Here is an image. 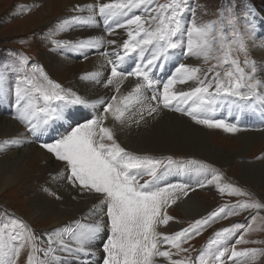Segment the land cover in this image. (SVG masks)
<instances>
[{
  "label": "snow or ice",
  "instance_id": "obj_1",
  "mask_svg": "<svg viewBox=\"0 0 264 264\" xmlns=\"http://www.w3.org/2000/svg\"><path fill=\"white\" fill-rule=\"evenodd\" d=\"M85 11L90 14L82 15ZM186 12H192L191 0H171L159 4L156 0H100L98 3L94 0L92 4L77 3L73 7V14L56 25L58 32H67L103 22L109 35L118 29L127 32L122 54L115 49L104 53L107 64L111 66L106 85H114L119 92L129 77H135L140 82L127 95L119 98L113 95L110 101L104 103V115L87 118L84 122L72 120L70 106L95 108L97 101L63 88L51 80L38 64H33L29 72L26 68L30 63L28 57H18L14 93L18 119L26 124V134L30 133L39 139V135L52 123L63 125L67 122L66 134L50 142H42L40 146L56 161L64 164L66 178L74 188L79 187L82 193L98 194V204L89 210L91 222H88L87 217H81L70 225L45 233L47 247L43 249L38 247L42 237L34 235L22 221L13 220L11 225L4 223L0 227V264H16L14 257L19 256L25 246L30 248L27 264H73V261L76 264H93L92 257L97 255L95 239L105 229L108 235L102 244V264H157V258H163L167 264H225L224 257L229 251L227 260L239 264L240 258L255 257L259 252H264L262 249L245 248L238 251L235 246L231 250L224 247L241 227L233 224L217 230L195 260L191 257L174 259L172 248L177 250L176 254L187 252L188 249L181 248L182 242L191 239L193 234L199 235L215 219L225 214L235 216L240 210L246 209H254L258 214L260 209H264V203L256 200L225 204L206 217L195 220L187 228L172 234L161 233L157 231V225H168L173 219L165 209L175 203L177 193H183L186 197L195 190L190 184L165 181L174 165H196L199 175L205 177L203 181H197V188L214 184L220 193H248L231 184L222 185L216 170L203 162L177 161L172 156L156 157L130 152L117 142L113 129L104 125L108 115L121 125L147 124L148 119H155L159 115L161 106L164 109L175 106V111L189 116L196 124L234 133L239 130L235 123L214 118L213 114L222 98L232 97L234 103L250 102L264 108V78L254 79L258 75L255 62H252L251 73H245L239 61L231 57L234 47L237 51L247 53L246 40L250 41L254 36L251 21H245L241 30L240 18L230 8L225 10L223 4L217 20L199 25L194 12L193 18L185 23ZM229 28L232 29V38L227 42ZM213 34L225 48L223 63L233 66L232 70L224 73L223 78L211 68L203 71L199 66L183 62L175 67L166 81L153 78L155 69L166 63L174 50L182 49L183 55L203 56L207 60L212 51L213 40L210 37ZM103 43V37L91 36L51 40L57 50L76 51L84 58L88 50L97 49ZM107 43L116 45V40H108ZM133 54L138 55V61L131 70H124L121 65ZM112 56L115 59L109 58ZM244 63L248 64L249 61L245 60ZM6 72V67L0 70V102L6 99L8 93ZM100 76V72H90L82 74L81 79L99 83ZM187 82H196V86L186 91L177 90L178 84ZM161 83L162 89L159 87ZM148 89H155L151 95V101L155 104L149 102L145 95ZM136 105H139L138 111L133 112ZM23 143L22 138L5 140L0 148ZM209 173H212L211 178H207ZM145 176L147 179H144ZM10 227H18L19 231L10 233ZM250 229L251 225L243 231ZM235 242H245L243 235L236 238ZM161 245L168 247L162 250ZM39 252L52 259H39L36 255Z\"/></svg>",
  "mask_w": 264,
  "mask_h": 264
},
{
  "label": "bare ground",
  "instance_id": "obj_2",
  "mask_svg": "<svg viewBox=\"0 0 264 264\" xmlns=\"http://www.w3.org/2000/svg\"><path fill=\"white\" fill-rule=\"evenodd\" d=\"M2 1L6 0H0V2ZM20 1L33 2L31 5H28V7H32L35 10L39 4L43 6V8L36 12L35 15L28 18L24 17L22 20H19L12 25L14 27L18 24L23 25L26 23H31L29 24L28 29L32 26H35L36 24L38 25V23L42 22L44 18L54 16L55 13L66 7V4L71 5V9L70 11L62 12V15L53 19L55 26L60 22V20L67 19L73 14V7L77 3L92 4L94 2V0ZM95 2L98 3L100 0H95ZM103 2H109V0H103ZM81 14L87 16L90 13L85 11ZM122 22L123 21L121 20V23ZM259 23H262L260 19L257 21V24ZM112 26L115 27L114 24ZM260 30L261 33L259 32L258 34L264 39V27ZM39 34H41V31ZM62 35L64 36L61 39L87 38L90 36L103 37L104 43L102 45H100L97 49L88 50L86 52V58L80 59L78 58L82 56L80 53L70 50H57L51 44V42H49L51 49L49 51L47 50L48 52L44 54L42 67L44 68L45 66L46 72L51 74L54 78L65 80L68 88L76 90V92L80 95H83V92H87V88L85 89V84L89 82L81 79L82 74L100 72L101 76L99 78V83L95 82L96 84L101 85L100 87L97 86L100 93L98 98L96 99L95 97L88 95L85 96L90 100L97 101L96 107H70L72 118H78L79 122H84L87 118H92L96 115H104L103 105L107 101L111 100L106 97L108 95L111 96V94L108 91L102 89L103 87H108L106 85L108 78L105 79L104 75L107 73L109 76L111 70V66L106 62L104 53L106 51L111 52L113 49H115L117 52L122 54L123 40L127 39L126 30L118 29L114 34L109 35L103 22H101L93 27L75 28L65 32V34ZM39 37L40 36L38 35L37 39ZM108 40H116V45H109L107 43ZM184 40L186 46V37H184ZM259 44V46L254 47L253 49L251 48V51L253 50L254 52L253 57L256 58L257 62L259 63H255L256 66H258V75L255 76V79L264 78V43L261 41ZM179 51L183 52L182 49ZM174 56H176V54L173 51L170 54V59L166 63H163L162 66L155 69L154 73L152 74L154 79H157L161 82L165 81L174 72L175 67L181 62L190 63L191 66H199L203 71H207L208 69L206 65L200 62L199 57H191L192 59L190 60V57L182 55L183 61H175L178 59H175ZM109 58L115 59V56ZM137 61L138 55L133 54L126 58L121 67L124 70H131V67H133ZM248 65H250V63L246 64V66ZM246 66L245 64L243 65L244 70L247 68ZM248 68H251L252 70V65L251 67L248 66ZM251 70L248 73H250ZM220 75H222V73H220ZM7 76L9 78L8 80H10V108L7 109L6 103L9 102H7L6 99L0 102V144H3L5 140L16 138H22L24 143L22 145L8 144L3 148H0L1 186L5 188V191H9L11 193L14 192V194L16 190L18 191L22 188L23 191L29 195L27 196L28 207H25L26 211L29 212L27 218L28 221L31 224H36L40 222L44 223L45 220H48L47 226H49V232L57 227L70 225L71 222L81 219V217H87L88 222H91L92 217L89 210L92 209L94 204H98L96 199L98 194L85 192L82 193L79 187L74 188L66 178L64 173V164L62 162L56 161L40 146L42 142H50L52 140V138L46 139V137H49L52 132L55 138H59L62 134H66L67 122H65L63 126H61L62 124L59 122L52 123L44 132H42V135H39V139H36L30 133L26 134V124L18 119L19 113L17 111L14 88L11 84L13 80V73L9 72L7 73ZM53 77H50V79ZM138 82L140 81H138L135 77H129L121 85L119 92L114 89L116 93L115 95L118 98L119 96L127 95ZM195 86L196 82H187L184 85L178 84L176 88L177 90L186 91ZM159 87L162 89V84H160ZM154 90L155 89H148L146 92L149 94L145 93L148 101L153 104L156 103L151 101V95L153 94ZM233 101L234 98L232 97L222 98L220 104L213 114L214 118L225 119L226 122L235 123L237 127L240 124L245 125L248 119H257L254 123L256 128L238 127V131L242 132L238 133L237 135H234L236 132L233 134L221 129L233 137L236 147H238V149L235 150H228L213 142L214 140H212V137L214 139V135H217L231 143L232 139L230 141L225 134L223 135L220 129L215 131V128H209L205 125L196 124L189 116L183 114L182 112L175 111V106L169 109H164L161 106L159 115L156 116L155 119H148L150 122H147V126L150 129V133L147 135L139 134L141 132L148 131L147 127L144 128V123H141L140 125H136L135 123L131 125L125 123L121 125L119 122L115 121L111 115L107 116L106 120L104 121V125L109 128H113L117 138L122 141L124 147L129 151L138 153L141 152L145 154L150 153L149 155H154L152 153L162 154L164 151H173L179 149L187 156L196 155L197 158L214 164L217 162L229 164L232 161H235L234 158H236V156H247L246 158H249V154H245L246 151L248 152L250 148L258 149L259 145L262 146V143L264 145V119H260L264 117V108L256 106L250 102L237 101L234 103ZM138 108L139 105H136L132 111H138ZM129 115H131V113H129ZM75 118H73V121H75ZM73 126H75V124H73ZM259 150L261 151L258 152L257 150V152L253 154V157L255 158L254 160L241 159L242 163L239 161L237 163L240 167L239 172L241 176L245 180H248L247 182L253 186H260V188L264 189V147L260 148ZM190 161V159H187L185 162ZM216 173L219 174L217 171ZM211 175L212 173H209L207 178H211ZM183 178L186 181V184L193 185L196 190L199 189L196 188L197 181H203L205 179V177L199 175L196 165L191 163H183L174 165L170 173L165 177V181L167 183H179ZM160 186H163V184ZM207 187L213 189L216 188L214 184ZM48 189L55 194H58L59 198L47 196ZM176 202V206L180 212L190 219L196 218L202 212H204V202H202L200 197L196 196L193 191L189 192V195L186 197L182 194ZM170 224L171 222H169L168 225ZM167 228L157 231L166 234V232H169V229ZM104 231L106 236L108 232L106 229ZM103 241L104 240H95L97 255L92 257L93 264H102L101 262L103 260L104 254L101 247ZM42 242L43 244L46 243L45 235ZM161 249L165 250L164 245H161ZM36 255L39 259L42 256L44 257L43 252H39ZM44 259L51 260L52 258L49 256L44 257ZM158 261L161 263L164 261L166 262V260L163 258H158ZM73 264H76V262L73 261Z\"/></svg>",
  "mask_w": 264,
  "mask_h": 264
},
{
  "label": "rangeland",
  "instance_id": "obj_3",
  "mask_svg": "<svg viewBox=\"0 0 264 264\" xmlns=\"http://www.w3.org/2000/svg\"><path fill=\"white\" fill-rule=\"evenodd\" d=\"M166 2H171V0H156L157 4L166 3ZM32 3L33 2H22L20 0H6V1L0 2V70H4L6 67L7 69L6 74L9 72L13 73V76H12L13 80L11 83L13 88H15L16 69L19 67L18 57L21 55L28 57L30 63L26 66V68L29 70V72L33 64H38L39 66L42 67L43 56L45 53H47L51 49V45H49V42H51L52 39L59 40L64 36L62 34H65V32L57 31L56 26L54 25L53 19L62 15L61 14L62 12L70 11L71 9L70 7L71 5L66 4L69 8L67 6L64 7L61 11H58L57 13H55L54 16H51L49 18L48 17L44 18V20L38 23V25L36 24L35 26H32L29 29H28V26L31 23H26L23 25L18 24L13 27L12 25L16 23L17 21L22 20L24 17L28 18V17L35 15L36 12L40 11L43 8L41 4L38 5L36 10L33 9L32 7H28V5H31ZM222 4L224 5L225 10L230 8L235 14V16L240 18L241 30L244 27L245 21L250 20L251 23L254 25L253 38L250 41L246 40L247 53L245 54L243 52L237 51L234 47L231 52V57L233 59H237L241 67H243V65L245 64L244 63L245 60L249 61L250 63V65H248L249 67H251L252 62L259 64L257 62V59L253 57L254 52L253 50L251 51V48L253 49L254 47L259 46L260 45L259 43H261V41L264 43V39L260 37L258 34L259 32L261 33L260 29L264 27V0H191L192 12L195 13L196 23L202 24V23H207V22L217 20L219 18V12H220ZM192 12H186L184 14L185 23L189 22L193 18ZM259 19L261 20L262 23L257 24V21ZM40 31H41V34H39ZM43 32H48V33H43ZM50 32H51V35H49ZM231 34H232V29L229 28L227 30V42L231 41V38H232ZM38 35L40 36L39 37L40 39L39 38L37 39ZM210 39L213 40L212 51L209 53L207 60H205L203 56H200L199 57L200 62L206 65L208 69L211 68L213 72L222 73L221 77L223 78L224 73L232 70L233 66L231 64L223 63V52L225 51V48L221 46L222 42L220 41V39L216 37L215 34H213V36L210 37ZM65 50L68 51L67 49ZM179 50L180 49L174 50V53L176 54L174 58L178 59V60L174 59L175 61H179V60L183 61V58H182L183 54ZM78 58L79 59L84 58V56H81ZM191 59L192 58L190 57V60ZM183 63L190 65V63H187V62H183ZM248 66H246L247 68L245 69V73H248L251 70V68H248ZM256 67L258 68V66ZM44 71L48 75L49 78L53 77L51 74L46 72V68L44 69ZM104 78L105 79L108 78L107 73H105ZM254 79H255V76H254ZM51 80L59 83L63 88L69 89L65 80L54 78V77L51 78ZM249 82H252V81H249ZM97 86L100 87L101 85L96 84L93 81L87 82L85 84V89L87 88V92H83V96H87V95L93 96L97 99L100 94ZM6 87L8 88L6 101L9 102V103H6V105H7V109H9L10 108V95H9L10 80H8ZM102 89L108 91L111 94V96L110 95L106 96L108 99H111L112 96L116 94L114 91L115 89L114 86H108L106 88L103 87ZM145 93H148V92L145 91ZM73 118L72 120H74ZM260 119H264V117ZM75 122H79L78 118H75ZM145 127H147L148 131H144L139 134L147 135L150 133V129L148 128L147 124H145L144 128ZM239 128H243V127H239ZM252 128H256L255 125H253ZM218 130L219 129L215 128V131H218ZM220 131L223 133V135L225 134L230 141L232 139L231 143L217 135H214V139L212 137V140H214L213 142L228 150L238 149V147H236L235 140L233 139V137L229 133L221 129ZM241 132L242 131H236V134L234 133L233 134L237 135L238 133H241ZM52 133L50 134L49 137H46V139L55 138ZM40 135H42V133ZM114 135L117 139V142L120 143L122 147H124L122 141H120L117 138L115 131H114ZM105 142L107 143L108 141H105ZM263 147L264 145L262 143V146L259 145L258 149L257 148L256 149L258 150V152H260L261 150L259 149ZM256 149L250 148L248 150L249 153L247 151H246L247 153L245 152V154H249L250 156L249 158H246L247 156H236V158H234L235 161H232L229 164H222L220 162H217L216 164H214L211 162H207L200 158H197L196 155L187 156L184 153H182L179 149H176L173 151H164V153L162 154L152 153L154 154L153 156H156V157L172 156L173 159L177 161H187V159L188 160L190 159L191 161L203 162L207 165H210L213 169H215L220 174V177H221L220 183L222 185L231 184L235 187H238L243 192L248 193V195H232L227 192L220 193L217 190V188L213 189L210 187H203V188H199L196 190L194 186L191 185V187L195 189L193 191L195 195L199 196L202 202H204L203 203L204 212H202L198 217L193 218V219H190L184 216L176 206V203H177L176 201H178L179 197L183 193H177L178 198L176 199L175 203L168 205L165 209V211L168 212L167 214L173 217V219L170 221L171 224L168 225V228H167V225L158 224L157 230L167 228L169 229V232H166V234H172L175 231H179L183 228H187L195 220L206 217L210 212L216 210L218 207L225 205V204L233 205V204H236L238 201L251 202V201H256V200H259L260 202L264 203V189L260 188V186L258 187L253 186L249 182H247L248 180H245L241 176L239 172L240 167L238 166L239 164L237 163L238 161L242 163L241 159L254 160L255 158L253 157V154L257 152ZM126 150L128 149L126 148ZM130 152H133V151H130ZM134 153L145 154L141 152L139 153L134 152ZM144 179H147V177L145 176ZM179 183H186V181L183 178L181 179ZM4 189L5 188H3L0 184V227H2L4 223L11 225L13 220L22 221L24 224L28 226V228L32 231L34 235H36L37 237H42V240H40L38 243V247L42 249L45 248V246L47 247V244L46 243L43 244L42 241L44 240L45 233L49 232V229H48L49 226H47L48 220H45L44 223L40 222L36 224H31L27 219L29 212L26 211L25 209V207L26 208L28 207L27 196L29 195L25 191H23L22 188L18 191L16 190L15 194L14 192L11 193L9 191H5ZM47 192H48L47 196L49 197H53V198L58 197V194H56L55 196L52 195V193L54 192H52L49 189L47 190ZM252 217H255V219H252ZM233 224H239L241 227L237 230L234 236L230 238V240L224 244V247L231 250V248L235 246V248L238 251L243 250L245 248L264 250V209H260L258 214H257V211L254 209H246V210H240L239 214L235 216L225 214L215 219L208 225H206L200 231L199 235L193 234L191 239H187L184 242H182L181 248L188 249L187 252H180L179 254H176L177 250L175 248H172L171 251L174 253L173 258L182 259L184 257H191L193 260H195V258L200 253L201 249L207 247L208 241L214 237V233L217 230H220L224 227H229ZM40 225H43V226H40ZM250 225H251V229L247 232H244L243 230L245 228H249ZM17 231H19L18 227L16 229H12L11 227L9 228L10 233H14ZM241 234L243 235L245 242L236 244L235 242L236 238H238ZM107 235L105 236V231H103L100 234H98L95 240L105 241L107 238ZM167 247L168 246L164 245L165 250L167 249ZM29 252H30L29 247L25 246L24 248H22L20 255L17 257H14L16 264H27V256ZM227 255H230V251L227 253ZM227 255L224 257L225 264H236V262L234 261H228ZM40 259H44V257L42 256L40 257ZM164 262L161 263L160 261H158V258H157L158 264H167V261L165 263ZM239 264H264V252H259L255 257L249 256L248 258H240Z\"/></svg>",
  "mask_w": 264,
  "mask_h": 264
}]
</instances>
